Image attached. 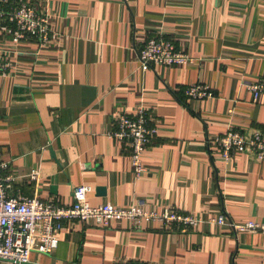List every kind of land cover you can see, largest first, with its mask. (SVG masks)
I'll use <instances>...</instances> for the list:
<instances>
[{"label":"crops","instance_id":"0c3cea01","mask_svg":"<svg viewBox=\"0 0 264 264\" xmlns=\"http://www.w3.org/2000/svg\"><path fill=\"white\" fill-rule=\"evenodd\" d=\"M17 1L50 15L52 38L39 50L12 44L11 26L2 30L0 157L10 162V194L70 205L73 188L87 185L92 206L141 202L264 223V161L243 153L227 161L213 142L229 128L264 135V98L255 103L246 87L264 79V0ZM160 34L194 61L144 69L138 52ZM197 83L215 98H187ZM139 107L159 133L136 180L130 150L110 133L118 113ZM59 240L30 264H264L263 236L211 223L182 232L70 221Z\"/></svg>","mask_w":264,"mask_h":264},{"label":"built area","instance_id":"2783aa9c","mask_svg":"<svg viewBox=\"0 0 264 264\" xmlns=\"http://www.w3.org/2000/svg\"><path fill=\"white\" fill-rule=\"evenodd\" d=\"M4 24L11 26V43L14 45L34 41L41 50L47 47L52 38L50 15L42 13L37 6L28 2L0 0V41ZM138 58L144 69L153 66L175 67L194 61L163 34L148 39L139 50ZM6 68L0 57V72ZM246 87L255 103L264 98V79L247 84ZM184 95L198 101L215 98L214 90L202 83L187 86ZM158 133V126L145 107H139L135 114L118 113L114 119V130L110 136L130 150V162L136 180L147 171L143 155L154 143ZM213 142L227 161L236 153L253 155L257 160L264 161V135L260 132L248 136L229 128L226 133L217 135ZM9 167L10 162L0 157V260L9 264H30L33 252H54L60 241V232L70 221H91L101 226H109L112 221H126L138 231L143 229L144 223H155L164 229L182 232L196 230L203 223H211L228 226L233 234L257 233L264 238V223H234L225 215L206 220L197 214L174 208H165L162 212L150 210L141 202L129 207H118L112 203L92 206L88 194L93 188L87 185L73 188L74 202L70 205H58L37 196L13 195L8 191L13 181V177L7 174ZM29 179L39 182V172L33 170Z\"/></svg>","mask_w":264,"mask_h":264},{"label":"water","instance_id":"95a60500","mask_svg":"<svg viewBox=\"0 0 264 264\" xmlns=\"http://www.w3.org/2000/svg\"><path fill=\"white\" fill-rule=\"evenodd\" d=\"M98 190H100L104 194L105 191H106V188L105 187H100V188H98Z\"/></svg>","mask_w":264,"mask_h":264},{"label":"trees","instance_id":"16d2710c","mask_svg":"<svg viewBox=\"0 0 264 264\" xmlns=\"http://www.w3.org/2000/svg\"><path fill=\"white\" fill-rule=\"evenodd\" d=\"M7 26H8V25H5V26H3V27L7 28ZM8 27H10V26H8Z\"/></svg>","mask_w":264,"mask_h":264}]
</instances>
